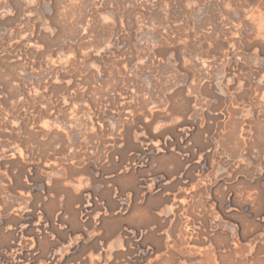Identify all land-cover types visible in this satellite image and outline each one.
<instances>
[{"label": "rangeland", "instance_id": "374dc122", "mask_svg": "<svg viewBox=\"0 0 264 264\" xmlns=\"http://www.w3.org/2000/svg\"><path fill=\"white\" fill-rule=\"evenodd\" d=\"M0 264H264V0H0Z\"/></svg>", "mask_w": 264, "mask_h": 264}]
</instances>
